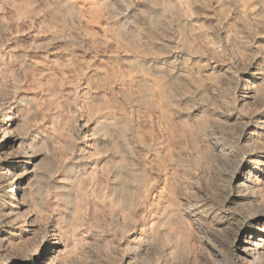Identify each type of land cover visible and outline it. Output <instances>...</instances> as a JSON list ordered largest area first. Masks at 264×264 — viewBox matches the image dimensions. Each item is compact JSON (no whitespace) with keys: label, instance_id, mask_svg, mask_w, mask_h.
<instances>
[{"label":"rangeland","instance_id":"1","mask_svg":"<svg viewBox=\"0 0 264 264\" xmlns=\"http://www.w3.org/2000/svg\"><path fill=\"white\" fill-rule=\"evenodd\" d=\"M0 264H264V0H0Z\"/></svg>","mask_w":264,"mask_h":264},{"label":"bare ground","instance_id":"2","mask_svg":"<svg viewBox=\"0 0 264 264\" xmlns=\"http://www.w3.org/2000/svg\"><path fill=\"white\" fill-rule=\"evenodd\" d=\"M15 197V196H14ZM14 202V201H13ZM261 242H263V241H261Z\"/></svg>","mask_w":264,"mask_h":264}]
</instances>
